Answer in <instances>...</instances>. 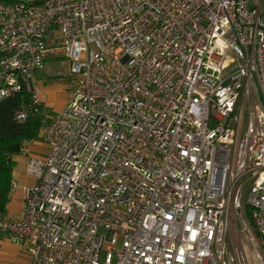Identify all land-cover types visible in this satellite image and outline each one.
Returning <instances> with one entry per match:
<instances>
[{
    "label": "built area",
    "instance_id": "built-area-1",
    "mask_svg": "<svg viewBox=\"0 0 264 264\" xmlns=\"http://www.w3.org/2000/svg\"><path fill=\"white\" fill-rule=\"evenodd\" d=\"M47 60L73 86L0 242L30 264H238L228 234L264 236V0H0L19 122Z\"/></svg>",
    "mask_w": 264,
    "mask_h": 264
},
{
    "label": "trees",
    "instance_id": "trees-1",
    "mask_svg": "<svg viewBox=\"0 0 264 264\" xmlns=\"http://www.w3.org/2000/svg\"><path fill=\"white\" fill-rule=\"evenodd\" d=\"M29 94L21 91L0 101V213L5 212L11 190L13 157L19 154L26 142L39 140L41 128L50 119L44 106L32 110L23 122L15 120V113Z\"/></svg>",
    "mask_w": 264,
    "mask_h": 264
},
{
    "label": "rangeland",
    "instance_id": "rangeland-1",
    "mask_svg": "<svg viewBox=\"0 0 264 264\" xmlns=\"http://www.w3.org/2000/svg\"><path fill=\"white\" fill-rule=\"evenodd\" d=\"M64 59V58H63ZM51 78L52 82L49 86L46 84L42 85L40 84V81L44 78ZM72 76L68 74L67 68L64 63H62V60L58 61H46V69L41 70L37 75H36V89L37 93L39 96L41 95L43 98L42 106L43 103L46 105V109L49 110L47 111L48 114L46 115L49 119L53 117V113H57L60 110V107L64 104L66 101L68 94L73 86V81H72ZM47 89V90H46ZM44 93V95H42ZM53 111V113L51 112ZM247 121V115L244 117V126ZM248 221L250 222V214H246ZM247 225L250 227V223H247ZM254 234L257 236V239L254 241L258 244L259 246V252L262 257V263L256 262L257 264H264V236L259 235L257 230L252 227ZM100 232L105 233L106 230L101 227L99 229ZM252 232V230H251ZM252 234V233H251ZM243 237V234H235L233 231H231L226 239L227 242V247L229 250V253L234 255L237 260L238 264H248L246 261V251L247 247L244 245V243L240 242V239ZM120 238L116 244V247L118 248L120 246ZM248 244V243H247ZM253 245V244H249ZM19 264V262H17Z\"/></svg>",
    "mask_w": 264,
    "mask_h": 264
},
{
    "label": "crops",
    "instance_id": "crops-1",
    "mask_svg": "<svg viewBox=\"0 0 264 264\" xmlns=\"http://www.w3.org/2000/svg\"><path fill=\"white\" fill-rule=\"evenodd\" d=\"M51 82L52 79L46 77L42 82L40 81V84L42 85L43 83L49 86ZM42 95H44V93H42ZM40 98L43 102L41 95ZM43 106L46 109L47 106L44 105V103ZM51 112L53 113V111ZM54 114L55 113H53V115ZM23 147V151L25 150V152L21 151L13 157L14 167L12 171V180L16 182V188L13 191H10L9 201L7 202L4 212L6 216L11 218H16L20 214L22 208V186L31 185L36 180L35 176L30 174L27 170L29 157H40L47 152L46 145L41 141L26 142ZM17 262H19V264H30V256L27 252V246L25 244H16L9 238H4L0 242V264H17Z\"/></svg>",
    "mask_w": 264,
    "mask_h": 264
},
{
    "label": "bare ground",
    "instance_id": "bare-ground-1",
    "mask_svg": "<svg viewBox=\"0 0 264 264\" xmlns=\"http://www.w3.org/2000/svg\"><path fill=\"white\" fill-rule=\"evenodd\" d=\"M243 243L248 248L246 251V261L248 262V264H257V261L262 263V257L259 252L258 244L253 241V245L251 246L247 244L245 240H243Z\"/></svg>",
    "mask_w": 264,
    "mask_h": 264
}]
</instances>
